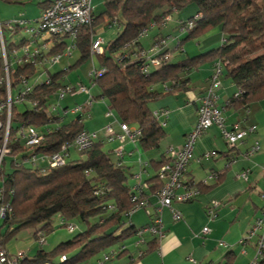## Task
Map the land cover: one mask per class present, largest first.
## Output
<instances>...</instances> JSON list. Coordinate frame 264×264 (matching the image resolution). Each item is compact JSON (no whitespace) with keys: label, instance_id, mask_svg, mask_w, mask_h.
Wrapping results in <instances>:
<instances>
[{"label":"trees","instance_id":"16d2710c","mask_svg":"<svg viewBox=\"0 0 264 264\" xmlns=\"http://www.w3.org/2000/svg\"><path fill=\"white\" fill-rule=\"evenodd\" d=\"M52 2L44 0L37 3L45 10ZM190 5H194L197 11L178 26V30L185 28V37L178 42L176 51L213 28L220 29L223 36L221 44L179 63H172L170 50H160L156 54L160 60L158 67L151 69L147 75L143 74L141 69L147 64V59L142 41H136L138 34L150 25L160 26L169 14L182 12ZM104 9L96 20L92 16L91 24L82 27L74 41L67 35L59 39L48 37L54 42L70 39L80 51L78 64L89 57L94 27L98 22L107 20L112 25V20L116 19L117 26L124 28L116 40L105 47L103 54L96 56L99 68L105 72L93 82L99 88L96 98L106 100L108 110L116 114L121 123L140 130L137 142L143 150L159 149L165 138L164 129L150 105L166 93L187 90V76L202 64L220 63L225 77L237 88V94L227 101V107L240 109L264 101V0H105ZM196 14L200 15L199 18L194 20L191 28H187V23ZM60 46H53L46 53L60 54L65 49H60ZM39 68L30 63L15 66L10 76L12 89L19 87L22 79L32 82V78L40 73ZM3 77L0 59V82ZM63 78L64 71L49 73L46 82L32 83L22 103L11 110L7 138L11 157L5 156L0 167V207L8 204L10 209L0 220V230H3L0 243L4 246L11 234L20 229L33 228L36 233H50L54 231L56 217L61 220V227L76 221L85 228L48 253L39 250L34 257H26L23 264H92V259L108 247L144 231L131 227L123 229L132 209L131 198L137 193L128 185V169L119 159H114V152L105 149L104 140H97L89 149L76 153L74 159L69 157L65 165L57 168L23 163L33 155L43 157L59 152L61 146L72 144L84 130V115H77L64 123L63 117L51 111L57 104V92L65 86ZM160 85L164 86V92L152 88ZM3 89L4 86L0 85V92ZM20 105L22 110L18 109ZM27 126L35 127L42 134L43 140L39 145L25 146ZM2 140L1 137L0 145ZM229 147L230 150L223 156L228 165L238 155V145ZM168 162L169 159L164 156L154 167L158 171ZM225 171L213 173L210 185L188 180V186L198 193L213 189L222 182ZM146 184L148 190L139 192L138 196L148 199L160 187L158 175ZM119 230L122 231L117 236ZM154 242L152 240L148 245ZM123 253L119 246L117 250L105 254L98 264L107 263L105 257H120ZM61 256L66 258L65 261H60ZM256 264H264V249Z\"/></svg>","mask_w":264,"mask_h":264},{"label":"crops","instance_id":"0c3cea01","mask_svg":"<svg viewBox=\"0 0 264 264\" xmlns=\"http://www.w3.org/2000/svg\"><path fill=\"white\" fill-rule=\"evenodd\" d=\"M104 1L91 0L93 20L99 18L104 12ZM42 11V7L36 0H23L20 2L17 0H11V2L0 0L1 23L19 20L32 21V27L35 28ZM175 14H178V12H175ZM171 15L172 13L168 17H170L171 23L176 26H174V31L165 37L161 30H167L168 25L171 23L160 24V26L153 25L151 29L158 30L157 33L152 38L149 35L145 41L141 40L146 52L151 51L154 54L155 50L158 49L154 48L155 43L157 44V41L160 42L163 39L166 40V44L160 50H170L172 63H179L217 48L223 41V36L220 37L216 33L215 41L211 42L205 49L201 48L199 44H197V47L188 49L185 44L181 46V49L176 51L177 43L185 36H180L179 33L176 35L175 30H178V26L181 22H184L183 19L185 17L180 15L172 18ZM193 15L188 16L187 19ZM111 23L112 25L107 20L98 22L96 27H94L91 43L96 38H101L105 49L109 43L116 40L124 28L117 26L116 19L112 20ZM113 27H115L116 33H111L108 38L99 36L100 33L103 34V32ZM19 31L21 30H16L15 33ZM178 31L181 34L183 33L181 30ZM211 36L213 35H209V38ZM218 37L221 38V41L218 40ZM66 39H62V41L58 40V43L53 41V45L50 46L51 42L48 35L32 37L31 40H34L32 48L36 49L45 44L47 50H50L53 49V46L57 47L61 44L60 49L62 47L65 48L64 52L68 48ZM25 40V38L22 39L19 45H14L13 47L20 49L21 43ZM73 50L76 51L77 49L74 48ZM71 52L68 56L63 57H71ZM78 52L80 54V51ZM89 58H93L91 54H89ZM58 63L50 68H55ZM96 63L98 64V62ZM215 63H205L193 69L187 76L189 80L187 90L166 93L159 96L150 105L153 113L160 114L158 120L165 132V138L161 141L159 149L143 150L137 141L130 142L128 139H125L123 145L120 144L123 147L122 157L118 158L113 154L114 159H119L128 169L130 174L128 185L132 187V190L138 185L151 180L157 174L158 171L154 167V164L163 160L167 150L177 149L184 143L186 135L193 129L197 121V111L201 104V98L210 86V77L215 71ZM77 65L76 62L74 66ZM97 68H99V65H97ZM62 71H64V75L68 72V70L63 68L53 73ZM224 73L223 71L222 76L219 78L220 86L216 90V96L217 107L226 120V130L232 131L236 126L238 130L255 127V132L248 133L241 141L238 145V155L237 157L235 156L236 158L229 165L223 156L230 150V147L223 139L220 130L217 127H211L203 133L195 144L193 158L190 160L185 171V180H187L186 182L192 180L198 184L206 181L209 174L218 173L225 169L222 182L213 189L201 191L195 200L189 203H174L172 210L160 208L157 199L150 195L147 199L148 205L142 209L144 211L138 210L130 213L129 219L127 218L129 221L128 227L136 231L143 229L145 232L142 235L136 234L131 237L136 238V240L129 238L120 243L122 244L120 248L124 253L120 257H111L108 260V262L113 261L111 264H226L227 262L230 264H251L250 262L253 261L255 254L254 244L250 241L245 245H241L240 242L244 239L254 220L260 216L263 207L261 195L264 193V101L253 103L240 109L227 107V101L235 96L238 90L223 75ZM89 81L93 87H96L93 81L90 79ZM63 82L66 86L65 76ZM80 84L86 86L82 82ZM152 88H154V91L164 92V86L160 85ZM90 89L88 88L89 92ZM82 95H86L89 98V94ZM90 99L91 105L85 108L82 113L84 115L83 126L86 118L90 116L92 118V115H89L88 112L93 108L94 99L100 100L101 104L107 108V112L111 113L108 110V102L106 100L91 96ZM59 102L57 101L55 112L63 117L64 123H68L71 119L80 115L72 114L73 110L70 111V109H67L68 107L58 110ZM86 102L82 106L76 107H83ZM102 110V108H99L97 112H101V115H103ZM68 116H70L69 120H67ZM101 121H104V119H101ZM119 123H121L119 118L114 114L111 123L104 125L101 129L90 131L84 126V130L96 132L103 139L102 129L107 126H113L116 133H119L117 126ZM131 127L135 126L131 125ZM256 143L259 146L258 153L252 157H248L247 151ZM117 147H119V144L116 142L108 144V150L112 152ZM73 153L77 157L75 152H71L70 159L76 158ZM37 166L44 167L46 163L44 166L38 163ZM244 172L247 173L246 179L239 177ZM211 183L212 181H207L208 185ZM211 201H218L222 204L217 209L216 215L213 218L207 216V206ZM174 212L180 216L179 220L173 219ZM154 218H158L161 222V227L159 228L161 233L156 235L147 231ZM205 227L211 230L207 236L201 234L202 229ZM2 232L3 230H0V233ZM152 240L155 242L152 245H148ZM143 252L145 254L140 256Z\"/></svg>","mask_w":264,"mask_h":264},{"label":"built area","instance_id":"2783aa9c","mask_svg":"<svg viewBox=\"0 0 264 264\" xmlns=\"http://www.w3.org/2000/svg\"><path fill=\"white\" fill-rule=\"evenodd\" d=\"M37 2H42L44 0H36ZM199 14L194 16L192 21L187 23V28L193 26L194 20L199 18ZM170 17H165L163 19L164 25ZM92 21V7L91 0H53L50 7L43 10L39 21L36 24V27H32V21H13V22H0V59L2 61V69L4 72V77L2 78L0 85L4 86L3 91L0 92V141L2 137V145H0V167L2 165L4 157L10 153V149L7 147V138L10 130L11 123V110L15 105L21 104L24 100V97L30 91L31 86L27 79H22L20 83V89L16 97L12 96V87H11V72L15 66L21 65L24 63H30L33 66L40 67V73L32 78V82L36 81L38 76L42 74L48 75V68L57 64L63 56H68L70 52L75 48L74 44H71L70 47L61 52L60 54H48L47 46L45 44L34 49L32 48V37L50 35L56 39L64 37L65 35L71 37V40H75L78 31L89 24ZM153 27L150 25L148 28L142 30L138 34V40L144 39L148 31ZM6 29L10 31V35H13L16 30H21L27 35L28 39L21 43V55H19L18 49L15 47L11 50V46H7L5 43L3 30ZM181 32L185 31V28L180 29ZM166 44V40L161 39L160 42L154 45L155 53L146 52L144 56L147 59V64L141 69V72L147 75L152 68L158 67L160 60L156 58V54L160 52V49ZM178 47V43L176 48ZM153 48V49H154ZM45 51V52H44ZM104 47L103 41L101 39H95L92 41L90 46L91 57L98 56L103 54ZM214 73L210 78V86L207 89L205 95L201 98V104L197 111V121L193 129L186 135L185 141L181 147L177 149H169L165 152V156L169 159L168 163L160 166L157 175L160 182V187L153 196L157 199L158 205L160 208H166L172 210V205L174 203H189L197 197L199 194L198 191L188 186L187 180H185V171L190 160L193 158V152L197 140L201 137L203 133L209 130L211 127H217L223 139L230 145L236 146L241 143L248 133H254L256 128L251 127L246 130H238L237 126L234 127L232 131H227L225 128V118L222 116L221 111L217 107V96L216 90L219 89L220 82L219 78L222 76L223 66L220 63L214 65ZM105 70L94 67L91 71L88 72V77L91 81L97 76L103 74ZM46 79V80H47ZM46 81H43L44 83ZM36 83V82H34ZM40 83V84H42ZM39 84V83H37ZM16 89V88H15ZM76 94H89V90L86 86L79 84L76 87H70L69 85L64 86L57 92V101H61L67 95H76ZM91 99L87 100L86 104L83 107H75L72 109V114H82L85 108L91 105ZM51 111H56V106L51 108ZM155 117L158 118L159 113H153ZM119 133H116L113 126H107L104 128L105 136L100 138L99 134L96 132H89L86 130L81 131L74 139L73 143L70 145H63L60 148V151L57 153H52L47 156H38L34 155L27 158L23 161L24 164L37 165L38 161L45 162L47 166L51 168H57L65 165L70 157L71 151L75 153H80L89 149L94 142L99 139L104 140L106 143L116 142L119 144L114 150L115 155L118 158L122 157V150L125 139H128L130 142L138 141V138L141 135V132L136 127L128 126L124 123L117 124ZM25 133V146L26 147H35L39 145L43 136L33 126H27ZM2 133V135H1ZM121 144V145H120ZM259 151L258 144H254L247 151L248 157L254 156ZM247 173H242L239 177L246 179ZM214 179V174L211 173L207 177L206 181L203 184H207V181ZM185 180V181H184ZM148 184L143 183L134 188L133 191L137 193V196L131 198L132 209L130 213L138 211L145 208L148 205L147 198H141L139 192L147 191ZM263 200V209L262 212L253 223L252 227L247 232V238L241 240L240 244L245 245L247 242L256 238V243L254 244L256 255L251 264H256L261 258V251L264 249V194L262 195ZM222 204L218 201H211L207 206V216L213 218L216 215L217 209ZM9 205L4 204L0 207V220L4 219L7 212L9 211ZM180 216L178 213L174 212L173 219L179 220ZM161 227V222L158 218H155L154 224L148 227L147 231L156 235L161 233L159 228ZM69 232H73L75 227L71 224L67 225ZM139 233V235H142ZM211 230L208 227L202 229L201 234L203 236L209 235ZM37 240L40 245L45 243L44 234L39 232L37 234ZM25 255L22 252H19L16 255H10L0 243V264H23ZM104 260H108V257H105ZM60 261H65V257L62 256Z\"/></svg>","mask_w":264,"mask_h":264},{"label":"rangeland","instance_id":"374dc122","mask_svg":"<svg viewBox=\"0 0 264 264\" xmlns=\"http://www.w3.org/2000/svg\"><path fill=\"white\" fill-rule=\"evenodd\" d=\"M197 11V8L194 5H190L188 6L187 9L183 10L182 12H178V14H175V12H172L171 17L175 18L176 16H183L185 17L183 20L187 21L188 16H190L191 14H195V12ZM187 19V20H185ZM171 19H169L167 23H171L170 21ZM164 23V21L161 23V25ZM175 24H169L168 25V29H162V34L165 35V37L167 36V34L171 33L174 31L175 29ZM115 27L108 29L106 32L100 33L99 36H102L103 38H108L109 35L113 32H115ZM158 30L156 29H150L148 31L147 36L142 39L143 41H145L149 35H151V38L157 33ZM220 29L219 28H213L211 31H209L206 35L200 37L198 40L196 41H190L186 43V47L188 49H190L191 47H197V44H199V46L201 48H206V46H209L211 44V42H214L216 39V33L220 35V37L222 36V33H220ZM116 33V32H115ZM179 33L180 36L184 35V33H180L177 29L175 30V34L177 35ZM10 31H7L6 29L3 30V35H4V39H5V43L7 46H11V45H19L20 42L22 41V39H28L27 35H25L22 31H19L17 33H14L13 35H10ZM209 35H213L211 36V38H209ZM96 36V37H99ZM173 36V35H170ZM184 37V36H183ZM218 37V40L221 41V38ZM66 38H63V40ZM96 39H101V38H96ZM67 41V47L71 46V42L70 39H66ZM142 41V42H143ZM50 46L53 45V41L50 40ZM185 45V44H184ZM18 53L19 55H21V48L18 49ZM72 56L71 57H62V59L60 60V62L58 63L57 66H55V68H48V75L49 73L52 74L53 72L59 71L63 68H65V70H68V72L64 75L65 76V82L67 83V85H69L70 87H76L80 84V82H82L83 84H85L88 88L90 89L89 92V98L91 97H97L99 95V88L93 87L91 82L89 81L88 78V72L91 71L94 67H97V60H96V56H94L93 58H87L86 60L78 63L77 66H74L75 63L79 60L80 58V54L79 52L76 50H72ZM92 59V60H91ZM52 67V66H51ZM72 67V68H70ZM52 69V70H51ZM224 71V70H223ZM225 72V71H224ZM225 76V73L223 74ZM38 79L36 81H33L29 84V86H31V84L34 82L37 83H42L43 81H46L47 76L42 74L41 76L37 77ZM224 79V78H222ZM20 87H17L16 89L12 90V96L16 97V95L19 92ZM92 94V95H90ZM89 98L86 95H82V94H77L75 96L73 95H67L63 100H61L58 104H59V108L58 110H61L63 108L68 107L67 109H70V111L76 107V106H82L86 100H89ZM152 105V104H151ZM23 106H18L19 110H22ZM99 108L103 109L102 110V114L101 112H97V109L99 110ZM89 115H92V118H86L84 121V126L87 130L90 131H96L101 129L104 125L110 124L114 114L107 112V108L104 107L103 104H101L100 100H95L93 101V108L91 110H89ZM96 113V116H95ZM107 113V116H106ZM70 116L67 117V120H69ZM101 119H104V121H101ZM105 128V127H104ZM104 128L102 129V136L104 138L105 133H104ZM105 149L108 150V143H105ZM10 154V153H9ZM7 154L6 157H9L10 155ZM73 155L76 157V155L73 153ZM11 157V156H10ZM41 164V166L45 165V162L42 161H38L37 164ZM44 164V165H43ZM27 165V164H26ZM242 172V171H241ZM139 211H144V210H139ZM60 221L59 218L56 217L54 222H53V227H54V231L45 234L43 231H38L36 233V229L33 228H25V229H20L16 232H14L13 234H11V236L9 237V239L7 241H5L4 247L10 252V255H16L19 252L24 253L25 255H28L29 258L34 257L37 252L39 250H42L43 252H50L52 250H54L56 248V246H58L59 244L66 242L70 239H72L76 234L81 233L84 230V226L82 223L76 222V221H70L68 222V224H72L75 229L73 232H69L67 227H61L60 225ZM129 226V221L127 219H125V225L123 226V229L128 228ZM122 229V230H123ZM119 230L117 232V236L120 235L121 231ZM41 232L44 235H46L44 237L45 239V243L43 245H39V242L35 240L34 238V233H36L35 237L37 236V234ZM244 238H247V234H245ZM132 240H136V238H131ZM252 244L256 243V238H253V240L251 241ZM119 246H122V244H118L115 243L112 246L108 247L107 249H105L104 252H102L101 254H99L98 256L94 257L92 259V264H98V261H101L104 254H108L110 252H113L115 250H117L119 248ZM254 257L256 255V251L254 249ZM254 260V259H253ZM113 261H110L108 263H104V264H111ZM251 263V262H250Z\"/></svg>","mask_w":264,"mask_h":264},{"label":"clouds","instance_id":"9594fccd","mask_svg":"<svg viewBox=\"0 0 264 264\" xmlns=\"http://www.w3.org/2000/svg\"><path fill=\"white\" fill-rule=\"evenodd\" d=\"M140 210H141V209H140ZM68 225H69V224H68ZM71 225H72V224H71ZM66 227H67V226H66ZM45 236H46V235H44V237H45ZM34 238H35L36 241H38V240H37V237H34ZM44 240H45V239H44ZM1 245H2V244H1ZM39 245H40V244H39ZM2 246H3V245H2ZM3 248L6 250V248H5L4 246H3ZM6 251H7V250H6ZM7 252H8V251H7ZM8 253H9V252H8ZM24 255H25V254H24ZM61 257H62V256H61ZM61 257H60V258H61ZM111 257H113V255H112ZM25 259H26V255H25ZM25 259H24V260H25ZM65 259H66V258H65ZM109 259H110V257H108V260H109ZM108 260H106V261H108ZM23 262H24V261H23Z\"/></svg>","mask_w":264,"mask_h":264}]
</instances>
